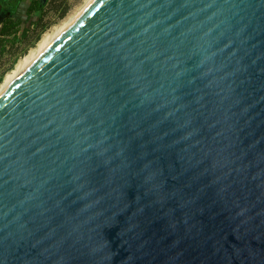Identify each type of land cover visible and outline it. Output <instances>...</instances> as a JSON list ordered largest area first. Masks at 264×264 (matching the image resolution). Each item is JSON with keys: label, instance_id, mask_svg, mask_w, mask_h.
Instances as JSON below:
<instances>
[{"label": "water", "instance_id": "95a60500", "mask_svg": "<svg viewBox=\"0 0 264 264\" xmlns=\"http://www.w3.org/2000/svg\"><path fill=\"white\" fill-rule=\"evenodd\" d=\"M0 264H264V0H93L0 94Z\"/></svg>", "mask_w": 264, "mask_h": 264}, {"label": "rangeland", "instance_id": "374dc122", "mask_svg": "<svg viewBox=\"0 0 264 264\" xmlns=\"http://www.w3.org/2000/svg\"><path fill=\"white\" fill-rule=\"evenodd\" d=\"M93 0H46L42 8L43 29L33 31L29 38L14 46L0 48V94L58 38ZM30 0H22L14 15L25 20ZM0 3H3L0 0ZM64 11L63 15H61ZM39 11L32 13L36 19Z\"/></svg>", "mask_w": 264, "mask_h": 264}, {"label": "trees", "instance_id": "16d2710c", "mask_svg": "<svg viewBox=\"0 0 264 264\" xmlns=\"http://www.w3.org/2000/svg\"><path fill=\"white\" fill-rule=\"evenodd\" d=\"M22 0H15L12 3H0V48L8 44L14 46L17 43L26 41L33 31L43 29L42 8L46 0H30L26 11L25 20L15 18L16 11ZM39 11L36 19L32 13ZM62 11L61 15H63Z\"/></svg>", "mask_w": 264, "mask_h": 264}, {"label": "flooded vegetation", "instance_id": "af4514ba", "mask_svg": "<svg viewBox=\"0 0 264 264\" xmlns=\"http://www.w3.org/2000/svg\"><path fill=\"white\" fill-rule=\"evenodd\" d=\"M15 0H2L3 3L7 2V3H12L14 2Z\"/></svg>", "mask_w": 264, "mask_h": 264}, {"label": "bare ground", "instance_id": "6f19581e", "mask_svg": "<svg viewBox=\"0 0 264 264\" xmlns=\"http://www.w3.org/2000/svg\"><path fill=\"white\" fill-rule=\"evenodd\" d=\"M48 47V46H47ZM43 52V51H42Z\"/></svg>", "mask_w": 264, "mask_h": 264}]
</instances>
